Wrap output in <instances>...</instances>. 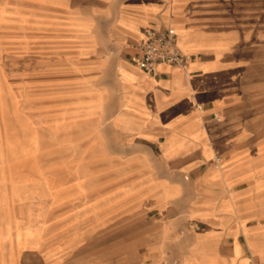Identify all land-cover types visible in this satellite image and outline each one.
Wrapping results in <instances>:
<instances>
[{"label": "crops", "instance_id": "0c3cea01", "mask_svg": "<svg viewBox=\"0 0 264 264\" xmlns=\"http://www.w3.org/2000/svg\"><path fill=\"white\" fill-rule=\"evenodd\" d=\"M106 17L115 52L95 67H111L105 111L116 113L105 122L132 133L121 147L79 151L85 160L49 188L43 229L20 231L19 246L57 236L64 251L79 248L148 209L187 238L177 264L264 263V0H121ZM78 20L93 27L76 17V30L87 31ZM146 26L175 28L197 59L145 74L130 58ZM81 38L83 54L95 53L94 38ZM23 253L15 264L43 251Z\"/></svg>", "mask_w": 264, "mask_h": 264}, {"label": "rangeland", "instance_id": "374dc122", "mask_svg": "<svg viewBox=\"0 0 264 264\" xmlns=\"http://www.w3.org/2000/svg\"><path fill=\"white\" fill-rule=\"evenodd\" d=\"M119 2L0 0V264L21 261L31 248L43 253H26V264H177L174 248L188 244L170 219L148 209L79 248L64 251L65 239L57 236L37 246L18 243L20 231L43 229L38 220L49 188L66 178L69 165L85 160L75 157L79 151L121 147L132 133L106 125L116 113L105 111L115 91L111 67H99L115 52L106 41V12ZM76 17L92 19L93 27L78 20L87 31L76 30ZM81 35L94 38L95 53L83 54ZM51 209L57 216L61 208Z\"/></svg>", "mask_w": 264, "mask_h": 264}, {"label": "built area", "instance_id": "2783aa9c", "mask_svg": "<svg viewBox=\"0 0 264 264\" xmlns=\"http://www.w3.org/2000/svg\"><path fill=\"white\" fill-rule=\"evenodd\" d=\"M196 59L195 55L185 53L178 45L175 28L157 29L146 26L143 28L142 39L138 42L130 61L145 74L155 76L161 65L186 70Z\"/></svg>", "mask_w": 264, "mask_h": 264}]
</instances>
